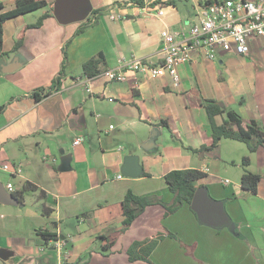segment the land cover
<instances>
[{
  "label": "crops",
  "instance_id": "obj_1",
  "mask_svg": "<svg viewBox=\"0 0 264 264\" xmlns=\"http://www.w3.org/2000/svg\"><path fill=\"white\" fill-rule=\"evenodd\" d=\"M45 1L47 8L2 24L0 159L19 164L21 171L12 175L0 170V182L14 191L32 182L44 192L24 193L22 200L16 197L18 205L0 203V248L11 253L0 257V264H146L131 262L127 248L133 241L167 232L177 239L164 236L149 255L153 264H264V148L250 152L244 142L222 138L213 152L192 151L211 140L203 99L220 101L242 119L258 120L264 127V36L249 38V50L242 55L218 48L216 59L210 60L192 52L189 61L177 66V82L168 74L150 77L140 70H126L123 81H109L105 71L90 78L82 64L99 52L106 70L126 68L133 58L161 63L163 34L188 30L206 0H177L161 8V15L156 6H111L123 0ZM14 2L0 0V13L12 9ZM48 7L51 16L38 27L25 28ZM101 7L109 8L97 24L75 35L90 12ZM30 13L34 18L27 17ZM21 36L23 43L13 52ZM69 39L60 89L36 99L32 91L51 84ZM214 120L221 124L223 118ZM154 128L155 145L146 151L142 145ZM170 130L192 150L174 141ZM77 136L83 141L73 145ZM61 148L71 155L67 170L60 166ZM126 154L139 156V176L121 174ZM245 156L249 164L243 166ZM182 168L205 172L197 185L224 201L234 229L200 223L187 204L167 216L155 204L119 233L125 194L156 193L170 202L173 194L164 175ZM244 169L260 176L255 194L241 186ZM43 206L50 209L48 215ZM40 229L68 239V259L60 256L57 239L45 241ZM108 237L114 242L103 253Z\"/></svg>",
  "mask_w": 264,
  "mask_h": 264
},
{
  "label": "trees",
  "instance_id": "obj_2",
  "mask_svg": "<svg viewBox=\"0 0 264 264\" xmlns=\"http://www.w3.org/2000/svg\"><path fill=\"white\" fill-rule=\"evenodd\" d=\"M215 1L217 0H206L204 4H209ZM176 2L177 0H123L115 1L111 6H156L158 8H163L165 6L175 5ZM47 6L48 4L45 0H15L12 9L0 13V52L2 43V24L5 20L32 11L47 8ZM108 8L109 7H101L93 9L88 17L79 24V27L75 31V35L83 32L87 27L97 24L100 16L104 12H106ZM51 11V8L48 7V10L42 13L34 23L27 24L25 28L27 29L40 26L45 18L52 15ZM69 42L70 39L67 40L62 46V61L60 69L57 75L52 80L51 84L47 87H39L32 91V94L36 97V99H40L41 97H44L51 92L60 89L63 82L62 80L65 78V69L68 64L67 45ZM22 43L23 37L21 36L15 40L12 51H17ZM81 69L83 74L90 78L99 75L103 71H106L107 68L104 55L101 52L96 53L82 64ZM201 107L204 108L211 126V140L208 143L202 145L200 149L192 150L184 147L177 135L172 130H170L173 140L181 145V147H183L184 149L192 150L194 152H213L222 138H230L244 142L250 152H254L260 147L264 148V127L258 120H244L235 110L226 108L223 103L215 99H203L201 102ZM4 108V104L0 105V112H2ZM217 115H220L223 118L221 124L215 123L214 117ZM159 124L164 126L167 125L165 121H160ZM248 164L249 157H243L242 165L246 166ZM143 175H145V173H143ZM205 176V172L196 168H182L168 171L164 175V180L166 182L167 188L173 194L172 200L170 202H165L161 198V196L156 193L137 195L131 191H128L121 201L123 220L122 227L118 230V232H125V230H127V228L131 225L133 220L149 205H161L164 208L163 216H167L175 212L183 204H187L188 206H190L193 194L199 186L197 185V182ZM259 180L260 176L258 174L244 169V173L241 176V186L243 189L255 194L257 192ZM37 190L39 191V188L36 184L32 182H25L22 188L20 190H15L13 194L19 200H22L24 193L35 192ZM39 192L43 193L44 191L40 190ZM49 213L50 209L43 206V214L48 215ZM235 231H238L237 228ZM38 233L45 241L57 239L56 234L49 232V230L47 229H40ZM164 236H170L177 239L174 233L167 232L164 234L157 233L143 240L133 241L126 250L128 259L131 262L141 260L146 262V264H153L149 260V255L156 247V245L164 238ZM107 242L108 243L102 248L103 253H107V251L110 250V247L114 242V238L107 239ZM180 244L181 246L186 248L189 253H191V251L188 250L187 245H185L181 241ZM89 255L90 253L88 252L87 256ZM81 260H83V257H81L80 260H78L76 263L81 262Z\"/></svg>",
  "mask_w": 264,
  "mask_h": 264
},
{
  "label": "built area",
  "instance_id": "obj_3",
  "mask_svg": "<svg viewBox=\"0 0 264 264\" xmlns=\"http://www.w3.org/2000/svg\"><path fill=\"white\" fill-rule=\"evenodd\" d=\"M156 13L161 15L163 11L158 8ZM258 36H264V0H217L209 4L203 3L192 16V24L188 30L163 34L166 46L161 63L150 64L133 58L126 68L108 69L103 74L109 81H123L126 79V70H140L148 73L150 77L168 74L177 82V66L189 61L192 52L210 60L216 59L215 52L218 48L242 55L249 50L247 40ZM82 141L83 137L77 136L72 144L78 145ZM0 170L17 175L21 167L0 159ZM6 190L10 193L14 191L10 185H7ZM67 244L66 237L58 238L55 244L64 259L69 257Z\"/></svg>",
  "mask_w": 264,
  "mask_h": 264
},
{
  "label": "water",
  "instance_id": "obj_4",
  "mask_svg": "<svg viewBox=\"0 0 264 264\" xmlns=\"http://www.w3.org/2000/svg\"><path fill=\"white\" fill-rule=\"evenodd\" d=\"M157 136V129L152 130L149 139L143 143L142 148L146 151L153 149L155 145V138ZM61 169L67 170L69 168L70 154L65 153L61 148L59 149ZM121 174L124 176L137 177L141 174L142 166L140 164L139 156L136 154H126L123 157L121 164ZM0 203L6 205H18L20 202L14 194L8 192L4 185L0 182ZM191 209L197 215L198 221L209 227L220 229L227 227L233 230L234 226L231 218L227 214L224 201L212 198L209 195L208 189L205 186H198L195 190L192 200ZM5 249L0 248V257L6 259L11 253H7Z\"/></svg>",
  "mask_w": 264,
  "mask_h": 264
},
{
  "label": "rangeland",
  "instance_id": "obj_5",
  "mask_svg": "<svg viewBox=\"0 0 264 264\" xmlns=\"http://www.w3.org/2000/svg\"><path fill=\"white\" fill-rule=\"evenodd\" d=\"M33 14H34V13H30V14L27 15V17H28L29 19H32V18H34ZM26 193H28L27 195H31V194H32V192H26ZM226 228H227V227H226ZM180 245H181V244H180Z\"/></svg>",
  "mask_w": 264,
  "mask_h": 264
}]
</instances>
